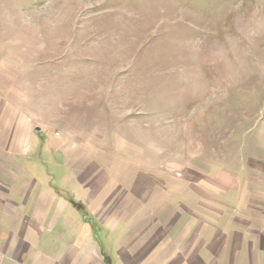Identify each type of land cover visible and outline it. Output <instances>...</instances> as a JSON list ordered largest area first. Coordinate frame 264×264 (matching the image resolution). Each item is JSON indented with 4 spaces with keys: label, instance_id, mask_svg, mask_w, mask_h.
<instances>
[{
    "label": "rangeland",
    "instance_id": "374dc122",
    "mask_svg": "<svg viewBox=\"0 0 264 264\" xmlns=\"http://www.w3.org/2000/svg\"><path fill=\"white\" fill-rule=\"evenodd\" d=\"M2 109L42 130L29 157L61 160L54 139L130 189L158 175L143 201L205 181L231 215L264 207V0H0Z\"/></svg>",
    "mask_w": 264,
    "mask_h": 264
},
{
    "label": "crops",
    "instance_id": "0c3cea01",
    "mask_svg": "<svg viewBox=\"0 0 264 264\" xmlns=\"http://www.w3.org/2000/svg\"><path fill=\"white\" fill-rule=\"evenodd\" d=\"M3 114L12 122L0 127V264H264V207L249 206L246 191L234 215L205 200L219 192L205 181L182 192L202 201L163 208L164 194L143 201L158 175L142 186L136 176L130 189L125 174L79 171L76 148L54 139L48 149L61 160L29 157L42 130Z\"/></svg>",
    "mask_w": 264,
    "mask_h": 264
}]
</instances>
